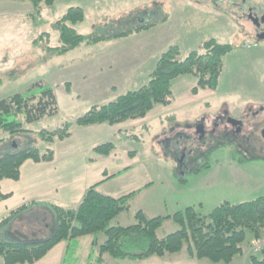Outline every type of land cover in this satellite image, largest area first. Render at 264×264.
I'll return each mask as SVG.
<instances>
[{
  "label": "rangeland",
  "instance_id": "obj_1",
  "mask_svg": "<svg viewBox=\"0 0 264 264\" xmlns=\"http://www.w3.org/2000/svg\"><path fill=\"white\" fill-rule=\"evenodd\" d=\"M210 2L55 0L50 6H42L39 15L32 12L28 17L0 19V101L24 93L33 83L43 81L53 87L58 104L56 116L25 125L30 133L9 136L0 130V156L13 152L9 148L13 145L20 149L36 147L45 153L50 144L42 140V131L51 132L65 123H74L93 105L105 104L146 85L149 73L162 54L154 58L149 56L136 64L132 72L121 78L116 88H110L101 78H120V72L111 68L94 72L97 68L92 67L90 61L103 49L113 45L116 51H110L111 54L123 49L132 53L146 46L154 49V44H158L163 46V52L177 46L181 55L186 56L191 52H201V44L213 39L232 47L223 59L216 90L203 91L198 98L191 97L194 96L191 95L193 79L180 78L173 82L175 101L169 107L172 109H167L170 111L168 120L157 115L149 117L145 128L138 127L135 131L140 144L127 142L123 135L114 138L116 149L136 153V159L151 176L153 186L132 197L129 200L130 210L119 215L112 225L116 222L121 227L134 225L135 213L140 210L149 218L171 216L187 207H194L200 214L208 215L222 203L236 205L264 196V146H245L249 150L242 152L233 146H177L173 149L156 146L165 135L170 132L176 134L179 129L192 126L200 116L210 118L223 111L235 117L261 111L253 125L264 128V40L255 37L251 24L232 17L233 8L228 4L222 2L215 6ZM3 7L0 5V12ZM71 8L82 10L83 21L72 25V28L84 37L109 38L139 25H164L123 44L120 39H106L59 53L53 50L61 47L55 23ZM164 18L166 20L162 22ZM67 84L70 86L69 93L65 90ZM253 130L252 127L250 133ZM182 152L186 153L183 157L186 162L183 159L179 161ZM31 218L16 223L10 229L11 234L21 238L36 235L35 226H29L33 221ZM179 229L172 220H166L158 229L157 236L163 238ZM96 237L99 243L103 242V234ZM87 238L90 237L81 239L83 241L79 245L72 244L64 264H104L97 260L98 247L84 244ZM186 248L187 244L181 253L172 256L116 261L119 264H213L190 258ZM248 252L246 250L243 256L235 257L229 264H242Z\"/></svg>",
  "mask_w": 264,
  "mask_h": 264
},
{
  "label": "trees",
  "instance_id": "obj_2",
  "mask_svg": "<svg viewBox=\"0 0 264 264\" xmlns=\"http://www.w3.org/2000/svg\"><path fill=\"white\" fill-rule=\"evenodd\" d=\"M9 1H29L34 14L39 15L42 6H50L55 0ZM83 18L80 8H71L55 23L61 47L53 50L65 53L82 44L94 45L106 39H126L158 25V23L139 25L109 38L84 37L72 28V25L82 22ZM165 20L166 18L162 19V22ZM231 48L230 45L220 44L212 39L201 44V52H191L182 56L178 47L172 46L162 52L149 73L146 85L105 104L93 105L74 123H65L51 132L42 131V140L50 144L55 140L67 139L75 127L103 124L116 126L127 121L144 119L153 109L167 108L174 103L173 82L180 78L193 79L192 95H197L199 91H215L222 73L223 59L230 53ZM65 90L70 92L69 84L65 86ZM57 114L58 104L53 87L47 82L39 81L30 85L24 93L0 101V130L9 136L27 134L30 131L25 129V125ZM135 138L129 137L130 140ZM171 138L168 142L172 141ZM114 149V144L109 143L98 146L95 152L99 156H108ZM52 159L51 148L45 153H41L36 147H27L4 154L0 156V182L17 181L20 177V168L27 160L42 163L50 162ZM100 184L91 186L75 208L32 202L2 218L0 264H35L58 244L66 243L69 252L72 244H76L77 240L84 237L93 238L92 245L98 247L101 259L104 256L112 260H142L152 256L161 258L181 253L187 244L188 256L197 260L229 264L235 257L243 256L245 251L249 250L248 264H264V249L259 253L252 252L255 242H264V196L236 205L222 203L208 215L200 214L194 207H187L171 216L149 218L140 210L135 213L134 225L121 227L112 225V222L130 210L129 200L134 193L113 198L97 190ZM35 207H44L46 211L45 217L35 215L32 218L33 224L37 226L45 218L48 219L51 222L49 236L40 239L20 237L19 242L4 241L2 232L15 219ZM166 220H172L180 229L158 238L157 231ZM99 234L104 236L102 243H99L96 237Z\"/></svg>",
  "mask_w": 264,
  "mask_h": 264
},
{
  "label": "crops",
  "instance_id": "obj_3",
  "mask_svg": "<svg viewBox=\"0 0 264 264\" xmlns=\"http://www.w3.org/2000/svg\"><path fill=\"white\" fill-rule=\"evenodd\" d=\"M0 5L4 6L2 12H0V19L5 17H28L33 12V6L29 1L0 0ZM163 25L164 23L136 36L120 39L123 41L121 44L126 43L128 39H135L133 37H143L151 30L159 29ZM154 46V49L146 46V48H142L141 50L136 49L132 53L123 49L111 54L110 51L114 47L112 45L103 49L107 54L104 51H100L90 61L93 63L92 67L97 68L94 72L99 73V70L103 72L104 68H111L114 69V72H120V78L114 76H110V78L104 76L101 78V81L106 83L107 86L116 88L121 83V78L128 72H132L136 64L147 60L149 56L150 58H154L155 55L163 52V46L159 47L158 44H154ZM113 51H116V49ZM89 76H91V73H89ZM116 80L117 83L115 84ZM202 92L199 91L196 96L191 97L198 98ZM167 109L169 107H157L148 113L144 119L127 121L116 126L103 124L89 127H75L69 138L55 140L50 143V148L53 150L52 161L36 163L27 160L20 168V177L17 181L4 180L0 182V197L4 196L0 199V220L6 217L11 211L32 202L49 203L68 209L75 208L85 192L91 186L98 183L101 184L97 187V190L101 194L113 198L124 197L132 193H134V197L151 188L153 186L151 176L147 173L145 166L136 159L137 155L135 152L126 149L120 151L115 148L110 155L99 156L95 152V149L105 144H114L116 135H123L127 142L132 141L140 144V139L134 135L136 129L138 127H143L144 129L146 121L154 115L161 118L165 117L168 120L170 118L168 116L170 114L169 110L172 107L169 110ZM130 136L136 138L130 140ZM9 148L14 151L20 150V147L17 145L9 146ZM45 211L46 209L44 207H35L20 218L15 219L2 232V239L6 242H19L20 237L10 234V229L16 223H21L25 219L27 220V217L33 218L35 215L45 217ZM50 223L45 218L36 227L33 221H30L29 226H35L34 228L37 229V233L35 236L23 238L40 239L49 236L51 230ZM82 241L81 239L77 240L76 245H79L78 243H82ZM92 243V237L87 238L84 242V244L90 247H93ZM67 255L68 248L66 243H60L35 264H64ZM97 260L98 262H104V264H119L116 260L109 259L106 256L102 259L98 257ZM243 261L242 264H248V257H245Z\"/></svg>",
  "mask_w": 264,
  "mask_h": 264
},
{
  "label": "flooded vegetation",
  "instance_id": "obj_4",
  "mask_svg": "<svg viewBox=\"0 0 264 264\" xmlns=\"http://www.w3.org/2000/svg\"><path fill=\"white\" fill-rule=\"evenodd\" d=\"M210 1V5L215 6L222 2L228 4L233 8L232 17L251 24L255 37L258 40H264V2L254 0ZM260 112L254 111L250 112L251 115L244 114L239 117L232 116L227 111L210 118L207 115L200 116L192 126L179 129L176 134L165 135L156 146H233L239 152L248 151L249 149L245 146H264L262 135L264 128L253 125ZM208 119L210 120L209 125ZM252 127L254 130L250 133L249 130ZM168 136L172 137L171 142H168L170 140L166 138ZM184 156L186 153L182 152L179 161H182ZM183 160L186 162L185 159Z\"/></svg>",
  "mask_w": 264,
  "mask_h": 264
},
{
  "label": "built area",
  "instance_id": "obj_5",
  "mask_svg": "<svg viewBox=\"0 0 264 264\" xmlns=\"http://www.w3.org/2000/svg\"><path fill=\"white\" fill-rule=\"evenodd\" d=\"M262 249H264V243H261L259 241L255 242L253 245V252L259 253Z\"/></svg>",
  "mask_w": 264,
  "mask_h": 264
},
{
  "label": "water",
  "instance_id": "obj_6",
  "mask_svg": "<svg viewBox=\"0 0 264 264\" xmlns=\"http://www.w3.org/2000/svg\"><path fill=\"white\" fill-rule=\"evenodd\" d=\"M262 135L264 137V131L262 132ZM169 148L173 149V148H176L177 146H168Z\"/></svg>",
  "mask_w": 264,
  "mask_h": 264
}]
</instances>
